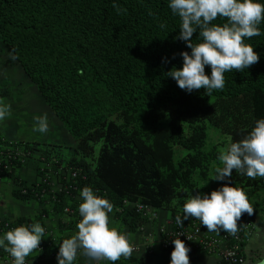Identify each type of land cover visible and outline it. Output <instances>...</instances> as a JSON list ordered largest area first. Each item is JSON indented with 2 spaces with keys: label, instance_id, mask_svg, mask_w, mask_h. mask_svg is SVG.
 <instances>
[{
  "label": "trees",
  "instance_id": "1",
  "mask_svg": "<svg viewBox=\"0 0 264 264\" xmlns=\"http://www.w3.org/2000/svg\"><path fill=\"white\" fill-rule=\"evenodd\" d=\"M169 3L0 0V46L17 57L8 55L47 118L74 142L70 165L81 167L113 206L141 203L168 211V217L182 212L192 194L214 190L215 169L223 167L220 151L264 118V21L260 36L245 39L258 63L226 72L224 88L210 96L203 88L188 93L168 76L183 66L180 53L191 52L176 39L181 20ZM192 39L200 42L198 32ZM205 71L211 75L210 67ZM225 183L242 188L264 216V177L233 170L219 188ZM17 196L27 198L20 191ZM123 210L117 216L137 229L140 215ZM163 251L138 263L170 264L172 251Z\"/></svg>",
  "mask_w": 264,
  "mask_h": 264
},
{
  "label": "clouds",
  "instance_id": "2",
  "mask_svg": "<svg viewBox=\"0 0 264 264\" xmlns=\"http://www.w3.org/2000/svg\"><path fill=\"white\" fill-rule=\"evenodd\" d=\"M169 8L181 20L176 39L184 41L191 49L190 53H180L183 66L173 67L168 72L181 90L191 93L203 88L210 96L214 90L224 88L226 72H242L259 62V54L245 43V39L262 34L259 25L264 21V3L259 0H170ZM218 17L226 22L213 23ZM197 32L200 42L193 43V35ZM9 55L17 59L12 53ZM206 66L211 68L210 76L206 74ZM10 111L9 104L0 103V120ZM34 119L38 125L33 130L46 133L47 115ZM218 159L223 167L215 169L216 180L231 177L233 170L251 179L264 177V118L258 119L241 140L222 149ZM80 196L82 219L77 223L78 231L59 244L58 264H74L81 250L89 261L116 262L121 257L130 258L134 249L126 234L110 227L109 213L113 211V204L88 186L82 189ZM253 211L243 189L225 183L210 194L196 192L189 196L183 204V217L176 216L175 222L182 228L184 221L196 218L209 232L223 230L235 235L242 213L252 215ZM44 235L45 229L39 222L20 225L0 237V249L10 255L12 264H25V258L39 248ZM181 235L179 233L172 240L174 249L170 264H190V248L179 238Z\"/></svg>",
  "mask_w": 264,
  "mask_h": 264
},
{
  "label": "built area",
  "instance_id": "3",
  "mask_svg": "<svg viewBox=\"0 0 264 264\" xmlns=\"http://www.w3.org/2000/svg\"><path fill=\"white\" fill-rule=\"evenodd\" d=\"M32 155L33 152L29 144L9 140L0 131V178L16 175L17 170L25 165ZM38 165V180L34 183L20 186L21 195L43 206H61L63 212L73 218L76 226L82 219L79 215L78 206H76L77 198L85 186L91 187L96 195L105 198V192L96 188L89 181L88 174L81 167L70 165L69 162L63 161L56 154L41 153L38 156ZM53 176L56 179L55 182L52 181ZM57 177L60 178L61 182H58ZM124 207L134 209L135 213L140 215L142 223L154 221L158 218L155 208L141 203L130 204L123 201L121 206H114L113 211L123 213ZM183 215L182 211L174 216L164 218L161 222L159 234L162 250L173 251L172 240L177 238L179 233H182L183 235L179 238L185 242L187 247L190 246L200 253L215 256L218 264H243L245 262V247L255 233V227L252 222L238 220L237 233L230 235L223 230L220 233L205 232L203 229L204 225L198 219L191 217L184 221L182 228L178 227L175 217H183ZM20 225L28 224L0 218V234H4ZM138 228L142 229V224ZM60 243L53 237L51 244L48 246L40 244L39 248L33 251L34 255H28L25 258V264H48L47 260L49 257L56 259ZM130 243L134 249L133 256L139 251V247L131 241ZM144 247H147L146 242H144ZM82 256L81 250L78 252L74 264H83L81 261ZM106 262L107 260L91 261V264H105ZM0 264H12V258L3 248L0 250Z\"/></svg>",
  "mask_w": 264,
  "mask_h": 264
},
{
  "label": "crops",
  "instance_id": "4",
  "mask_svg": "<svg viewBox=\"0 0 264 264\" xmlns=\"http://www.w3.org/2000/svg\"><path fill=\"white\" fill-rule=\"evenodd\" d=\"M3 61H5L4 54L0 53L1 72L2 68L8 64H11V70L14 73L19 71L11 62L3 64ZM7 120V135L4 130V136L9 140L26 142L35 149L32 157L17 170L15 181L10 178H0V218L9 221L24 219L29 225L39 222L45 229V235L40 244H51L53 237L56 238V241L62 242L63 239L70 238L78 231L73 218L65 214L61 206H43L34 200L20 198L17 194L19 193V183L31 184L38 180V156L41 153L56 154L63 161L70 162L72 147L75 144L51 116L47 118L48 131L46 133L33 130L34 127H37L38 122L32 124L28 120L18 122L16 118L13 119L9 115ZM52 181H56L54 176ZM80 203H82V199L78 196L76 204L78 209ZM157 213V220L142 223V229H131L127 218L118 217L115 211L109 213L110 227H116L121 233L126 234L127 238L139 247V251L131 256L132 258L121 257L116 262L107 261L105 264H139V259L148 261L150 260L148 257L157 258L165 254L160 246L159 227L169 213L163 209H157ZM245 214L242 213V215ZM203 229L205 232H209L205 226ZM2 236L3 234H0V237ZM144 242L147 243V247H144ZM188 247L190 248V264H218L215 256L206 255ZM245 254L246 260L243 264H260L261 261H264V223L259 227L258 223L256 224V232L245 247ZM29 255L34 254L32 252ZM129 259L132 260L128 263ZM81 261L83 264H91V261L84 255ZM47 263L58 264V261L49 257Z\"/></svg>",
  "mask_w": 264,
  "mask_h": 264
},
{
  "label": "rangeland",
  "instance_id": "5",
  "mask_svg": "<svg viewBox=\"0 0 264 264\" xmlns=\"http://www.w3.org/2000/svg\"><path fill=\"white\" fill-rule=\"evenodd\" d=\"M0 53L4 54L5 61H3V64L5 62L9 63L11 61V58L9 61V54L7 52L4 53L1 46ZM11 67V64H8L5 66V68H2V72L0 70V76L3 75L0 77V81L3 83V86L0 89V103L9 104L11 106L10 113L15 116L14 118H16L18 122H25L27 120L31 122V119H34L35 117H43L45 114L48 116L47 109L42 107L35 98L34 89L28 83L23 81V74H20L19 71L14 73L11 70ZM5 72L6 74L4 75ZM3 91L5 93H2ZM25 115L27 117H25ZM7 122V117L3 120H0V131L3 135L4 130H6L4 131L5 134L7 132ZM35 123H37V121ZM206 183L209 187V181ZM221 184L222 181L213 179L211 182V188L216 190ZM253 209V214L248 215L246 213L244 219H249L251 222H253L256 232V224L258 223L259 227L260 224L264 223V216L255 206H253Z\"/></svg>",
  "mask_w": 264,
  "mask_h": 264
}]
</instances>
